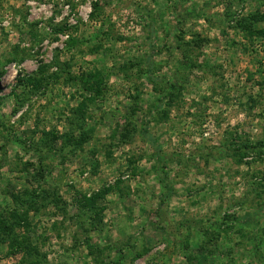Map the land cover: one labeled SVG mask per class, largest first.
<instances>
[{
  "label": "rangeland",
  "instance_id": "obj_1",
  "mask_svg": "<svg viewBox=\"0 0 264 264\" xmlns=\"http://www.w3.org/2000/svg\"><path fill=\"white\" fill-rule=\"evenodd\" d=\"M0 216V264H264V0H0Z\"/></svg>",
  "mask_w": 264,
  "mask_h": 264
},
{
  "label": "trees",
  "instance_id": "obj_2",
  "mask_svg": "<svg viewBox=\"0 0 264 264\" xmlns=\"http://www.w3.org/2000/svg\"><path fill=\"white\" fill-rule=\"evenodd\" d=\"M94 6H95L94 10L96 11V4ZM181 17H183V15H179V17L177 15V18L178 19H181ZM151 50H152V52H158L161 49L159 47H156L155 50L154 49H151ZM11 138L13 140H17L14 136H12ZM154 154H155L154 160H155V163L157 164V169L166 178L167 173L165 171V164H164V161L166 160V157L164 155H162L159 150H156ZM30 196L31 197H29L28 202L26 203L27 205L33 203V201H35L36 199H38L40 197V196L36 195L35 193H32ZM101 197H102V195L97 194L94 197H92L90 200H87V201L85 200V203L86 204H92V203L95 204L98 200H100ZM88 202H90V203H88ZM14 217H16V214H14V216L12 218H14ZM23 218L25 219L26 217H23ZM21 220H23V219H21ZM21 220H18V222L21 221ZM0 228L2 229V233H3V236H4V237H2L0 235V244L1 243L2 244L3 243L6 244L11 239L10 235L13 236V231H12L13 228H12L11 224H9V222L7 221V219L6 218H3L2 216H0ZM13 237H16V236H13ZM27 240L28 239H25L23 242H26V244H28V247L30 248L29 242ZM24 247L25 246L22 245V244L21 245L18 244L17 247H13L12 246L11 247L10 254L11 255H16V254H19V253H23V254L26 255L27 252L24 249Z\"/></svg>",
  "mask_w": 264,
  "mask_h": 264
}]
</instances>
